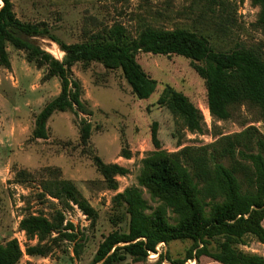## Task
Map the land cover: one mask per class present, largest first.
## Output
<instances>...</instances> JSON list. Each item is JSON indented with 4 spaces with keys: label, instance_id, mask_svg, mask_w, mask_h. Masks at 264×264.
<instances>
[{
    "label": "rangeland",
    "instance_id": "374dc122",
    "mask_svg": "<svg viewBox=\"0 0 264 264\" xmlns=\"http://www.w3.org/2000/svg\"><path fill=\"white\" fill-rule=\"evenodd\" d=\"M17 17L26 23H46L53 34L67 44L82 43L92 33L114 24L124 26L134 37L147 26L165 30L187 29L209 39L212 48L232 52L237 48L254 49L264 60V24L258 22L259 7L252 0H11ZM0 4H2L0 2ZM225 10V11H224ZM230 16H225V12ZM34 42L55 58L65 54L49 39ZM11 68H0V245L17 240L23 252L19 264H92L103 238L115 230L128 229V217L116 207L114 198L129 188L138 187L153 209L164 203L153 199L149 190L139 184L144 164L154 151L150 128L171 118L175 125L170 141H162L164 152L182 162V150L192 155L214 152L213 146L223 137L249 128L264 138V120L259 109L235 107L231 118L217 121L207 104L205 82L190 60L177 56L139 53L137 61L159 84V91L148 100H139L120 70H107L98 63L73 68V78L82 83L88 114L55 113L48 122L49 138L34 140L35 118L44 106L61 91L58 78L44 81L46 69L27 61L26 54L8 46ZM200 65V63H196ZM182 92L190 98L203 116V134L184 129L183 119L171 107L170 94ZM162 100L159 101L158 100ZM158 100V101H157ZM87 120L92 136L82 146L79 124ZM180 138V141H179ZM180 145V146H179ZM130 152V159L124 154ZM218 154V153H217ZM106 164H117L128 170L116 176V190H110L98 172L93 158ZM47 169H59L61 177L73 181L98 212L95 225L77 206L66 201L41 199V181L49 176ZM31 175L24 184L15 182L16 175ZM65 216V226L72 223L75 238L62 239L54 233L53 251L48 257L27 255L29 247L38 245L20 229L29 216L51 219L56 211ZM124 214V215H123ZM126 216V215H125ZM122 218V219H121ZM167 219L176 224L178 215L167 211ZM264 226V222H263ZM239 249L264 257V245L247 235ZM191 244L173 242L160 246L159 253L169 251L175 259L185 257ZM158 255L151 254L146 263L127 259L119 264H156ZM162 264H170L164 261ZM186 264H197L188 261ZM200 264H218L203 258Z\"/></svg>",
    "mask_w": 264,
    "mask_h": 264
},
{
    "label": "trees",
    "instance_id": "16d2710c",
    "mask_svg": "<svg viewBox=\"0 0 264 264\" xmlns=\"http://www.w3.org/2000/svg\"><path fill=\"white\" fill-rule=\"evenodd\" d=\"M0 68L10 69L8 46L26 54L27 61L46 69L44 81L58 78L60 94L48 102L35 118L34 140L49 138L48 122L55 113L71 112L92 116L82 96V83L73 78V68L81 64L98 63L107 70H120L132 93L139 100H148L159 91V84L137 61L139 53L177 56L190 60L205 82L207 104L217 121L231 118L235 107L259 109L264 120V60L250 48L232 52L215 51L207 37L187 29L165 30L147 26L134 37L124 26L114 24L90 34L82 43L67 44L57 38L44 22L26 23L14 12L11 0H0ZM259 7L258 22L264 24V0H252ZM225 11V10H224ZM225 12V16H230ZM49 39L65 54L62 60L42 49L34 39ZM196 63H200L197 65ZM159 100V98H158ZM157 100V101H158ZM162 101V100H159ZM171 107L183 119L184 129L191 134H203V116L195 104L182 92L170 94ZM82 146L90 143L92 125L87 120L79 124ZM175 125L171 118L155 122L150 128L154 151L144 159L139 184L147 188L153 199L164 203L153 209L138 188H129L114 198L116 207L128 217L126 231L115 230L100 243L92 264H119L127 259L146 263L151 254L158 255L156 264H200L208 258L218 264H264V257L249 254L239 245L251 235L264 245V138L257 130L221 138L213 151L192 155L182 150V162L162 149V141H170ZM180 141V138H179ZM180 146V145H179ZM130 159V152L123 156ZM94 165L110 190H116V176L128 170L117 164H106L100 157ZM49 176L41 181V199L48 197L66 201L78 207L95 225L99 214L84 197L76 184L61 177L60 170L47 169ZM31 175L20 171L15 182L24 184ZM178 215L176 224L167 219V211ZM122 219V218H121ZM20 229L38 245L29 247L27 255L48 257L57 239L73 240L72 223L65 226L64 213L56 211L48 219L42 215L29 216ZM173 242H189L185 257L173 258L169 251L158 248ZM23 252L17 240L0 245V264H19Z\"/></svg>",
    "mask_w": 264,
    "mask_h": 264
}]
</instances>
